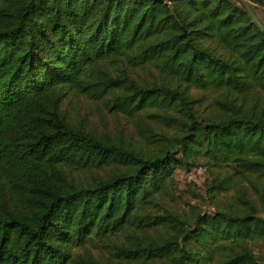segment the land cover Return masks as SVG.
Returning <instances> with one entry per match:
<instances>
[{"label":"trees","instance_id":"trees-1","mask_svg":"<svg viewBox=\"0 0 264 264\" xmlns=\"http://www.w3.org/2000/svg\"><path fill=\"white\" fill-rule=\"evenodd\" d=\"M74 93L138 140L71 123ZM262 93L264 32L230 0H0V264H98L87 248L112 237L127 264H264ZM199 160L230 169L206 193L231 202L155 212Z\"/></svg>","mask_w":264,"mask_h":264},{"label":"rangeland","instance_id":"rangeland-1","mask_svg":"<svg viewBox=\"0 0 264 264\" xmlns=\"http://www.w3.org/2000/svg\"><path fill=\"white\" fill-rule=\"evenodd\" d=\"M241 8V5L235 0H230ZM254 9L260 20L264 23V5L256 3L251 0H245ZM170 3L171 0L166 1ZM130 77L133 80L141 82H150L156 76L155 72L150 69H131L129 70ZM204 93H196L197 98L202 99ZM213 96L209 93L206 94V101L204 105H207ZM261 99L264 101V93L261 94ZM63 111L71 123L86 129L89 132H93L100 136H110L115 140H122L125 142H132L133 144L138 140L135 132V123L127 119L124 116L111 113L109 109L101 102L92 101L79 94H69L62 101ZM197 165H203L204 171L201 174H197L184 170L182 168H175L173 170V179L166 194H160L158 196L154 211L157 213H163L167 211L175 213L181 216H191L192 209H196L198 212H212L216 206L229 204L232 200V192L227 194H221L216 196L215 199H210L206 193V186L211 181L210 172L215 170L221 177L227 176L230 169H210L203 160H199ZM100 172H93L83 177L93 178L100 175ZM256 184L264 187V181H258L253 179ZM242 188L248 189V196L252 197V191L250 190V184L242 183ZM118 239L112 237L111 240L106 243L96 242L92 247L87 248L86 253L91 255L98 264H127L121 260H118L113 254L111 244L117 243ZM251 250L256 255L264 253V242H258L255 245H251ZM83 254L84 252H78Z\"/></svg>","mask_w":264,"mask_h":264},{"label":"water","instance_id":"water-1","mask_svg":"<svg viewBox=\"0 0 264 264\" xmlns=\"http://www.w3.org/2000/svg\"><path fill=\"white\" fill-rule=\"evenodd\" d=\"M159 1H169V0H159ZM237 1L238 4L241 5V7H243L246 12L248 13L249 17L252 19V21L254 22V24L262 31L264 32V27H263V22L260 20V18L258 17V15L255 13V9L249 4L247 3L245 0H235ZM263 23V24H262Z\"/></svg>","mask_w":264,"mask_h":264},{"label":"built area","instance_id":"built-area-1","mask_svg":"<svg viewBox=\"0 0 264 264\" xmlns=\"http://www.w3.org/2000/svg\"><path fill=\"white\" fill-rule=\"evenodd\" d=\"M203 172V169L199 168L194 173L201 174Z\"/></svg>","mask_w":264,"mask_h":264}]
</instances>
